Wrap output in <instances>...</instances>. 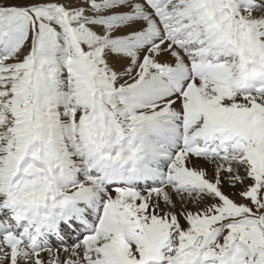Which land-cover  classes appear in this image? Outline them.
<instances>
[{
  "label": "snow or ice",
  "instance_id": "6c2138e0",
  "mask_svg": "<svg viewBox=\"0 0 264 264\" xmlns=\"http://www.w3.org/2000/svg\"><path fill=\"white\" fill-rule=\"evenodd\" d=\"M0 264H264V0H0Z\"/></svg>",
  "mask_w": 264,
  "mask_h": 264
}]
</instances>
